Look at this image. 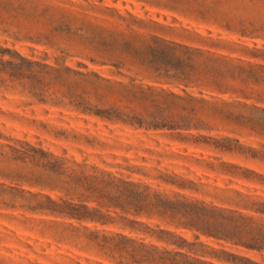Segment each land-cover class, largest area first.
<instances>
[{
  "label": "rangeland",
  "instance_id": "1",
  "mask_svg": "<svg viewBox=\"0 0 264 264\" xmlns=\"http://www.w3.org/2000/svg\"><path fill=\"white\" fill-rule=\"evenodd\" d=\"M194 262L264 264V0H0V264Z\"/></svg>",
  "mask_w": 264,
  "mask_h": 264
},
{
  "label": "trees",
  "instance_id": "2",
  "mask_svg": "<svg viewBox=\"0 0 264 264\" xmlns=\"http://www.w3.org/2000/svg\"><path fill=\"white\" fill-rule=\"evenodd\" d=\"M175 256H178V257H183L181 254H175ZM184 258V257H183ZM192 264V263H191ZM194 264H203V263H196V262H194Z\"/></svg>",
  "mask_w": 264,
  "mask_h": 264
}]
</instances>
